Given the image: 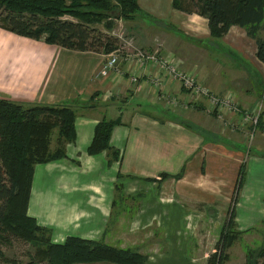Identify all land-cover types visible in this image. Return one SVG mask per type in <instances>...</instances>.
I'll return each instance as SVG.
<instances>
[{"label": "crops", "instance_id": "obj_1", "mask_svg": "<svg viewBox=\"0 0 264 264\" xmlns=\"http://www.w3.org/2000/svg\"><path fill=\"white\" fill-rule=\"evenodd\" d=\"M138 3L144 26L117 52L108 76L100 75L103 51L69 49L0 24V95L76 105V139L64 158L35 165L27 213L56 244L77 236L131 249L136 240L146 264H209L205 248L217 246L243 166L235 203L240 235L226 262L234 264L247 254V235L264 229V104L257 127L226 108L220 117L172 76L154 84L158 71L140 65L137 53L175 57L215 94L249 107L264 97L256 39L234 24L214 40L207 18L174 8L173 0ZM102 120L115 122L112 149L90 154ZM56 140L57 133L52 150Z\"/></svg>", "mask_w": 264, "mask_h": 264}, {"label": "trees", "instance_id": "obj_2", "mask_svg": "<svg viewBox=\"0 0 264 264\" xmlns=\"http://www.w3.org/2000/svg\"><path fill=\"white\" fill-rule=\"evenodd\" d=\"M173 6L207 18L214 40L220 41L231 25L244 27L256 39L257 57L264 63V37L259 35L264 23V0H173ZM115 10L119 12L114 15L116 19H131L145 13L138 0H0V24L18 35L50 44L108 54L120 50L118 38L94 25L113 19L111 14ZM104 26L112 30L114 24L108 20ZM76 116L74 104H26L0 95V240H5V233H9L43 245L26 263L9 258L0 249V264H146V257L138 251L103 241L69 236L62 244L53 243L51 231L27 213L35 165L66 156V144L76 139ZM114 125V121L107 120L97 124L88 149L90 154L112 149ZM55 133L57 148L52 150ZM118 156L119 151L115 150L114 157ZM243 176L242 166L228 221L209 264H225L229 260L227 250L240 235L235 229V203ZM251 254L247 264H259L264 259V244Z\"/></svg>", "mask_w": 264, "mask_h": 264}, {"label": "built area", "instance_id": "obj_3", "mask_svg": "<svg viewBox=\"0 0 264 264\" xmlns=\"http://www.w3.org/2000/svg\"><path fill=\"white\" fill-rule=\"evenodd\" d=\"M117 52L118 50L106 54L105 60L100 70V75L108 76L109 73L116 68L119 61ZM137 57L138 63L140 65L148 62L152 64L153 69L158 71L157 73L152 74L150 76L154 84L160 85L162 83V77L164 75L172 76L175 80L181 83L183 88L187 90L194 99L206 101L207 109L209 111H214V109L216 108L220 110L223 107L230 110L238 109V104L236 103L231 94L225 96H219L215 94L208 86H206L203 82L199 80L195 71H185L181 69L175 57H163L159 54L152 52L150 53L145 50H140L137 53ZM137 80V76L133 75L132 81L136 82ZM175 103V100H170L169 102V104L173 105H175ZM261 113L262 104L258 103L256 106H253L251 109L245 112V120L251 121L252 125H254L258 123Z\"/></svg>", "mask_w": 264, "mask_h": 264}, {"label": "rangeland", "instance_id": "obj_4", "mask_svg": "<svg viewBox=\"0 0 264 264\" xmlns=\"http://www.w3.org/2000/svg\"><path fill=\"white\" fill-rule=\"evenodd\" d=\"M118 14H119V12L115 10L111 14L113 19H106L105 20V21L111 20L113 22L114 26H113L112 30H108V29L105 28V26H104L105 21H103L102 23L95 24L94 26L99 28L103 32L108 33V34L118 38V47H120V49H122L121 47H123L124 45H127V43L125 41L129 40L131 35L135 36L136 30H138V29H136V26L137 25H139V27L144 26V23H143V21L141 19L145 15H144V13L143 14H136L133 18H131V20L139 19V18H141V19H139L137 21L130 22V21H128L130 19H124V20L118 19V18L116 19L114 17V15H118ZM68 18L73 19L70 16H68ZM143 20H144V18H143ZM119 35H122V37H120ZM259 35L261 37H264V23L262 25V28L259 31ZM135 43H136V41H135ZM173 50H175V48H173ZM258 102L263 105L264 104V97ZM236 103L238 104V109L237 110H231V111L242 113L243 114V119L245 118V115H244L245 112L247 110H249L251 106H255V105L258 104V103H256V104L251 105L249 107L243 106V107L246 108L245 109V108L240 106L241 104H239L238 101H236ZM223 108L221 110L216 108L212 112L213 113L216 112L217 114H221L220 117H222L223 116V114H222L223 113ZM228 110H230V109H228ZM260 122L261 121H258V123L254 124V125L257 127V126L260 125ZM254 125H252V126L255 127ZM130 215L131 214H126V215L124 214L123 216L124 217L126 216L127 219H128L130 217ZM258 231H259V234H257ZM258 231L256 232V230H255L254 232H252V235H247L248 243L241 244L242 246L249 245V247L247 248L248 249L247 250V254L243 258V260L242 259H238L234 264H247V261H248V258H249V252H252L251 255H253L254 250L257 251L263 246V244H264V229L262 228V229H260ZM8 234L9 233H5V236H6L5 240L4 239L0 240V249L3 251V253L6 256H8L9 258H14L19 263L29 262L30 259L32 258V256H34V257L36 256V252L38 251V248L43 246L41 243L29 242V241L24 240L23 238H17V237H15L12 234H10V235H8ZM47 235H49V234L47 233ZM132 237H135L133 239L137 238L136 234H134ZM140 237L142 239L141 235H140ZM244 237H246V236H244ZM237 239H238V237H237ZM134 242L136 243L135 246L143 244V243L140 244L136 240H134ZM134 242H132V243H134ZM205 242L207 243L208 240H206ZM234 242H233V244H234ZM135 246H133V244H132L131 249L133 248V250L138 251ZM216 247H217L216 244L215 245H209V249L205 248V251L210 253V255H213L216 252V250H217ZM213 248H214V251L212 252ZM229 250H230V248L227 250V253H228V256L230 257V251ZM232 252L233 251H231V254H232ZM259 264H264V259H260L259 260Z\"/></svg>", "mask_w": 264, "mask_h": 264}]
</instances>
